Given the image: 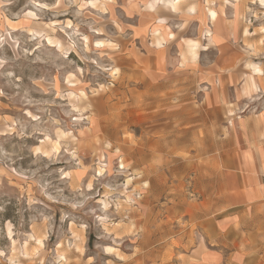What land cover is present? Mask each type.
I'll use <instances>...</instances> for the list:
<instances>
[{"label": "rangeland", "instance_id": "rangeland-1", "mask_svg": "<svg viewBox=\"0 0 264 264\" xmlns=\"http://www.w3.org/2000/svg\"><path fill=\"white\" fill-rule=\"evenodd\" d=\"M159 1L0 0V264H188L242 240L214 221L238 118L264 111V0ZM146 3L163 46L126 20Z\"/></svg>", "mask_w": 264, "mask_h": 264}, {"label": "crops", "instance_id": "crops-1", "mask_svg": "<svg viewBox=\"0 0 264 264\" xmlns=\"http://www.w3.org/2000/svg\"><path fill=\"white\" fill-rule=\"evenodd\" d=\"M190 1L186 0L179 9ZM147 6L148 4L144 11H140L136 17H128L126 20L131 21L134 18L136 24L133 27L137 29L136 33L147 34L148 40L152 41V44L156 39L152 32L158 21L163 20L164 24L161 28L162 33L165 34V41L161 44L163 46L172 39L170 38L172 33L169 32L168 26L169 18H160V15L156 13V9L162 6L155 4L151 10L146 8ZM191 6L196 7V12L194 14L188 12L190 18L199 12L198 6L188 4V7ZM167 11L173 16H178L181 13H173L174 11L169 9ZM200 14L204 22L200 29L204 38L200 39L201 44L216 46V44H211L205 36L206 28L212 29V27L206 19L205 12ZM167 34L169 38L166 37ZM149 36L151 37L149 38ZM218 37L217 45L221 46L224 43L223 38ZM242 112V117L238 118L237 123L240 131L234 138L237 163L225 173L224 185L228 195L226 208L222 212L223 216L214 221V228L219 235L225 237L231 235L233 230H237V235L242 240L223 247H201L197 259L188 264H245L246 255L254 249H256L255 253L262 255L261 258L264 259V111L255 113L254 119L249 117L250 112ZM233 116L234 114L231 115V117ZM250 122L253 127L251 130L248 129ZM237 226L238 229H235ZM249 239H253L258 244L253 247ZM259 264H264V261H260Z\"/></svg>", "mask_w": 264, "mask_h": 264}, {"label": "bare ground", "instance_id": "bare-ground-1", "mask_svg": "<svg viewBox=\"0 0 264 264\" xmlns=\"http://www.w3.org/2000/svg\"><path fill=\"white\" fill-rule=\"evenodd\" d=\"M182 0H160L159 2H162L163 3V5H165V6H167V7H169L170 9H171V11H176L177 10V7H178V5H179V3L181 2ZM192 10V9H191ZM194 11V10H193ZM175 13V12H174ZM210 14H211V19L212 20H216L217 18H216V14H215V12H213V11H210ZM155 37H156V39H155V42L154 43H156L157 44V46L159 47V46H161V44H162V42L163 41H165V34L163 33V34H159V32H157V31H155ZM166 37H168V34L166 35ZM173 37V35L172 34H170V38H172ZM169 38V37H168ZM166 44V43H165ZM97 46L98 47H104V44L103 43H99V42H97ZM197 51H198V47L197 46H191V47H189V52L192 54V56L194 57V56H197L196 54H197ZM196 58V57H195ZM142 80V79H141ZM148 108V107H147ZM159 115V114H158ZM154 116V115H153ZM148 118V117H147ZM151 120V119H150ZM156 134V133H155ZM156 152V151H155ZM205 171V170H204ZM38 245H39V247L41 246V242L40 241H38Z\"/></svg>", "mask_w": 264, "mask_h": 264}]
</instances>
